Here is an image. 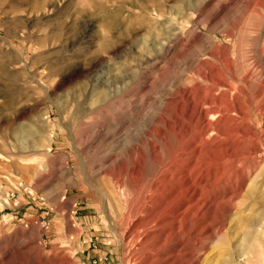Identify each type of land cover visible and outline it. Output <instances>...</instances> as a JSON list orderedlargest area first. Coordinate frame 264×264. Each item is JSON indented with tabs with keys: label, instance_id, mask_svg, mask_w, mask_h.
<instances>
[{
	"label": "rangeland",
	"instance_id": "rangeland-1",
	"mask_svg": "<svg viewBox=\"0 0 264 264\" xmlns=\"http://www.w3.org/2000/svg\"><path fill=\"white\" fill-rule=\"evenodd\" d=\"M228 84L254 158L194 196L198 233L204 197L227 194L195 264H264V0H0V264H133L124 173L172 167L220 94L235 104Z\"/></svg>",
	"mask_w": 264,
	"mask_h": 264
},
{
	"label": "bare ground",
	"instance_id": "bare-ground-1",
	"mask_svg": "<svg viewBox=\"0 0 264 264\" xmlns=\"http://www.w3.org/2000/svg\"><path fill=\"white\" fill-rule=\"evenodd\" d=\"M230 73L232 72L230 71ZM215 85L219 86L220 84L215 83ZM225 87L235 92V104H230V106L232 105L231 108H236L234 110L235 118L228 119V112L231 110H229L230 106H228L227 91H224L219 98L217 97L220 100H218L219 103H214L210 109V114L213 116L214 121L207 123L206 128L195 137H187L189 134L184 136V138L180 137L182 138L178 143L180 156L173 162L172 167H162L160 171L143 182L142 173L144 167L138 163L134 168L124 173L126 174L127 182L119 181L124 182V185L130 188L131 198L124 206L120 217L125 221L130 220L128 237L134 238L135 242L133 249L135 254L130 255V261L133 264H195L197 259L194 256L192 242L194 235H199L200 237L208 235L210 231V224L208 223L210 220L208 213L210 205L223 204L227 194L223 191H218L213 196L204 197V204L200 208L202 209V218L199 221L200 229L198 233H196V228L191 224L190 217V214L194 213V206L191 204L194 196L198 192L200 195L209 194V190L215 183L225 181L226 177L233 173L234 170L242 168L246 159L253 160V151L247 152L244 157H242L243 154L241 152L242 143L254 136L251 131L244 130L238 123L242 115L238 100L244 89L238 85L234 88L230 84ZM256 96L258 95L256 94ZM182 163L185 165L182 175L177 177L176 180L173 177L169 180L166 179L165 175L173 172L174 166H180ZM124 174H121V176ZM181 180L184 181V186H186L185 191L190 192V200L180 206L177 200L180 193H177L176 185L178 184L176 182ZM238 187H240V184ZM237 195L238 193L235 192L231 197L234 198ZM182 207L183 211L180 213L179 210ZM229 208L228 205L220 213L217 222L219 227L224 224ZM182 215L184 222L181 224L179 218ZM181 226L184 228L182 231L183 238L179 236ZM249 236L253 239V243L257 238L255 227ZM252 243L249 242L248 247H245L250 253L254 252ZM177 248H181L179 252L181 253L180 258H177L179 251ZM162 251L164 252L160 253ZM241 257V254L237 256L239 259ZM226 264L238 263H235V260H231Z\"/></svg>",
	"mask_w": 264,
	"mask_h": 264
}]
</instances>
